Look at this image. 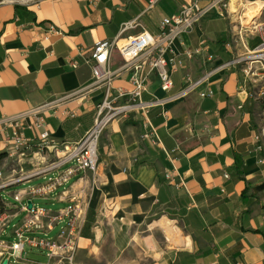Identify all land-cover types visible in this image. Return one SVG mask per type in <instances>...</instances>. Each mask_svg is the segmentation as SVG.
<instances>
[{
  "label": "crops",
  "instance_id": "crops-1",
  "mask_svg": "<svg viewBox=\"0 0 264 264\" xmlns=\"http://www.w3.org/2000/svg\"><path fill=\"white\" fill-rule=\"evenodd\" d=\"M190 1H0V119L76 93L54 108L48 107L45 114L58 140L80 139L93 127L101 100L98 91L82 90L92 78L88 58L96 42L134 35L143 28L155 34L164 16ZM215 8L193 31L173 40L174 52L169 56L179 65L173 74L176 90L183 86L186 71L197 76L208 67L203 55L188 57L184 53L187 48L205 43V54L214 52L216 62L232 56L225 41L231 31L227 24L220 26L223 17L221 11L213 12ZM126 22L139 25L123 31ZM124 62L115 48L111 63L120 69L115 84L130 88L131 72L121 69ZM238 82L235 69H226L212 80L214 97H202L196 90L153 110L160 141L141 133L143 152L155 157L156 162L149 170L153 175L145 181L149 206L142 214L114 215L106 204L85 200L91 186L89 171L75 177L54 197L32 200L35 204L50 202L55 207L47 208L51 217L73 197L95 207L87 208L74 264H264V162L260 160L264 149L259 151L254 139L258 133L255 109L262 112V107L238 90ZM147 87L145 98L167 94L156 71L149 74ZM23 120L25 134L34 138L39 130L28 127L32 117L26 114ZM1 127L0 196L6 211L0 214V264L7 257L9 264H68V260L51 258L31 246L18 259L10 255L17 228L32 215L23 208V202L15 197L11 202L6 197L5 189L25 182L15 177L18 167L9 169L7 162L29 158L34 166L56 155L47 150L35 163L27 149L26 156L20 157ZM5 175L8 181L3 180ZM23 189L13 191V196ZM25 201L29 204L30 199ZM164 216L171 221L157 223ZM51 217L43 218L39 233L55 236L60 231L62 222L49 226Z\"/></svg>",
  "mask_w": 264,
  "mask_h": 264
},
{
  "label": "built area",
  "instance_id": "built-area-1",
  "mask_svg": "<svg viewBox=\"0 0 264 264\" xmlns=\"http://www.w3.org/2000/svg\"><path fill=\"white\" fill-rule=\"evenodd\" d=\"M223 0H191L183 2L171 15L164 16L160 22V31L152 33L143 28L134 35L116 37L96 42L93 54L88 58L92 69L90 82L82 88L86 91H98L101 96L97 104V114L93 127L80 139L74 141L58 140L50 130L45 110L55 107L61 100L75 96L76 93L66 94L51 102L39 104L21 115H6L0 119L2 132L13 141L20 157L26 156L27 149L32 153L33 162L38 155L45 151H53L55 159L45 164H35L34 167L22 174L19 179L44 176V181L30 188L16 192V200L23 202V208L32 215V218L16 230V239L10 245V255L18 259L27 246L34 247L47 253L51 258L59 257L73 263V254L78 246L79 238L85 225L87 207L80 199L73 197L59 214L50 216L49 210L40 204L32 203L29 207L27 199H50L72 183L75 177H82L87 171L97 170L99 164V138L102 125L105 121L131 111L136 112L141 123L142 136L159 142L158 126L153 121L152 112L155 108L169 101L185 97L198 90L202 97H214L215 89L212 80L221 71L235 69L239 75L238 90L245 91L247 95L258 101L264 116V22L257 25L243 23L240 13L231 11L236 16V24L230 32L227 47L231 49L232 56L224 61L216 62L215 53L207 52L205 43L194 48H187L185 54L192 58L203 55L208 64L207 70L200 75L186 71L182 75L183 86L176 90L173 74L179 68L178 62L172 60L169 54L174 52L173 40L183 32L193 31L209 10L219 7ZM230 8V2L228 4ZM137 22H126L122 29L137 26ZM257 28L258 34H254ZM253 40H256L253 42ZM116 49L125 59L121 69L131 72L132 87L115 84V76L120 69H115L111 63L113 51ZM205 54V55H204ZM148 70L144 71V66ZM156 71L160 78L161 88L167 92L164 97L145 98L148 90L149 74ZM26 114L32 117L28 127L38 129L36 136L30 138L25 134L23 119ZM12 128V133L9 130ZM256 148L264 149V132L255 134ZM264 162V157L260 159ZM183 181V179H181ZM70 183V184H71ZM51 217L50 225L62 222L57 235L39 233L43 218ZM48 226V229L51 227Z\"/></svg>",
  "mask_w": 264,
  "mask_h": 264
},
{
  "label": "rangeland",
  "instance_id": "rangeland-1",
  "mask_svg": "<svg viewBox=\"0 0 264 264\" xmlns=\"http://www.w3.org/2000/svg\"><path fill=\"white\" fill-rule=\"evenodd\" d=\"M14 1L22 2L30 0ZM229 2L230 0H223L219 7L213 9V12H215V10L218 13L221 11L220 15L223 19L220 26L225 27L227 24L228 30L231 31L234 28L233 26L237 23V20L236 16H234V13L231 12L232 10L228 6ZM243 8L244 6L242 5V11ZM245 19L246 18H243L244 23H251L249 21L246 22ZM262 22H264V10L256 17L257 25ZM252 30L256 31L254 34L259 33L257 28H253ZM224 36H222V39H224ZM228 40H230V38H228ZM228 40L227 38L225 39L227 42ZM222 54H224V51ZM136 115L135 111H131L128 114L122 113L103 123L99 138L98 168L97 170L89 171L91 172L89 176L91 186L90 192L85 200H92V203H95L96 205L100 204L101 206L106 204L105 206L111 210L110 214L114 211V215L128 212L142 214L149 206L144 187L146 186L145 181L148 177L153 175L150 171L152 165L156 164V162L155 157H150L149 154L143 152L141 123ZM255 115L258 132H264V116L262 115L261 110L256 108ZM47 162L49 161H45L42 164ZM7 166L9 169L14 168L15 166L18 167L19 171L15 176L18 179L22 174L34 167L29 158H26L22 162H15L10 159L7 162ZM8 179L9 176L5 175L3 180L8 181ZM21 180L25 182L5 189V194L9 201H16L13 196V191L37 185L44 181V176L42 175L28 179L22 178ZM70 183L66 186L70 185ZM87 201H85L87 208L89 209V207H91L95 209L94 206H89L90 204L87 205ZM37 202L41 204L42 201ZM41 205L49 209H55V207L47 201H43ZM92 213H95V211ZM91 218H93L92 215Z\"/></svg>",
  "mask_w": 264,
  "mask_h": 264
},
{
  "label": "bare ground",
  "instance_id": "bare-ground-1",
  "mask_svg": "<svg viewBox=\"0 0 264 264\" xmlns=\"http://www.w3.org/2000/svg\"><path fill=\"white\" fill-rule=\"evenodd\" d=\"M244 6L241 19L246 18V22L254 23L256 17L260 15L264 10V0H230V9L240 13V7ZM256 40H253L255 42ZM171 221L168 217L164 216L161 220L157 221L159 224H164L165 221Z\"/></svg>",
  "mask_w": 264,
  "mask_h": 264
},
{
  "label": "trees",
  "instance_id": "trees-1",
  "mask_svg": "<svg viewBox=\"0 0 264 264\" xmlns=\"http://www.w3.org/2000/svg\"><path fill=\"white\" fill-rule=\"evenodd\" d=\"M6 211V205L4 203L3 197L0 196V214Z\"/></svg>",
  "mask_w": 264,
  "mask_h": 264
},
{
  "label": "water",
  "instance_id": "water-1",
  "mask_svg": "<svg viewBox=\"0 0 264 264\" xmlns=\"http://www.w3.org/2000/svg\"><path fill=\"white\" fill-rule=\"evenodd\" d=\"M31 206H32V200L29 201V207H31ZM2 264H9V258H8V257L5 258V259L3 260V262H2Z\"/></svg>",
  "mask_w": 264,
  "mask_h": 264
}]
</instances>
